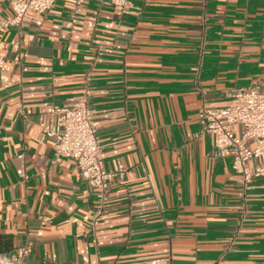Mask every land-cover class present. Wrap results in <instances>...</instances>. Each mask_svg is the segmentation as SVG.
Instances as JSON below:
<instances>
[{"label":"crops","instance_id":"1","mask_svg":"<svg viewBox=\"0 0 264 264\" xmlns=\"http://www.w3.org/2000/svg\"><path fill=\"white\" fill-rule=\"evenodd\" d=\"M116 1L58 0L0 29V253L29 246L30 264H264V178L244 202L198 117L237 88L264 90V0ZM11 14L0 0V23ZM85 94L105 168L131 173L110 185L95 230V190L42 127Z\"/></svg>","mask_w":264,"mask_h":264},{"label":"built area","instance_id":"2","mask_svg":"<svg viewBox=\"0 0 264 264\" xmlns=\"http://www.w3.org/2000/svg\"><path fill=\"white\" fill-rule=\"evenodd\" d=\"M58 0H9L12 14L0 23V29L19 27L30 13L47 14ZM128 0H117L126 6ZM41 19L36 21L41 26ZM6 61L0 57V70ZM203 131L212 136L214 157L228 158L234 176L241 186L240 196L246 201V192L255 179L264 178V90L257 87L237 88L229 94L224 107L204 104L198 114ZM44 132L54 138L56 158L76 161L82 178L95 190L97 206L91 213L92 226H98L105 212L110 185L124 180L131 173L119 166L109 171L102 160V142L93 120L89 96L85 94L71 105L55 108L52 123L42 125ZM23 156H20L22 158ZM252 164H254L252 166ZM22 174V171L19 170ZM29 246L17 253H0V264H30Z\"/></svg>","mask_w":264,"mask_h":264}]
</instances>
